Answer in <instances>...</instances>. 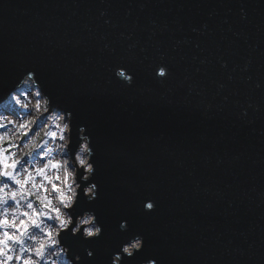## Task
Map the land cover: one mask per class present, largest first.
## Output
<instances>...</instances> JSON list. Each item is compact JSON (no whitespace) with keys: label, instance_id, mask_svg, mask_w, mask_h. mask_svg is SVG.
<instances>
[{"label":"water","instance_id":"obj_1","mask_svg":"<svg viewBox=\"0 0 264 264\" xmlns=\"http://www.w3.org/2000/svg\"><path fill=\"white\" fill-rule=\"evenodd\" d=\"M29 72L91 140L103 233L61 234L85 264L135 234L126 264H264V0H0V104Z\"/></svg>","mask_w":264,"mask_h":264},{"label":"clouds","instance_id":"obj_2","mask_svg":"<svg viewBox=\"0 0 264 264\" xmlns=\"http://www.w3.org/2000/svg\"><path fill=\"white\" fill-rule=\"evenodd\" d=\"M160 71L157 68V76ZM34 75L29 72L24 80ZM123 81L131 84V74H127ZM37 95L42 96L38 91ZM37 105L38 114L39 111L51 110L49 123L58 132L51 131L47 135L61 143L48 147V154L56 155L45 157L43 164L37 161L32 165L34 172L30 173L27 167L17 172L11 179L15 187L0 184V264H60V258L68 256L71 259L66 264H85V259L93 258V249L85 247L82 257L78 251L61 242V234L79 237L81 241H94L103 233L95 211L77 210L81 197L90 203L98 195V186L91 182L96 171L92 162L94 151L91 140L84 135L85 128L81 125L76 132L78 143L74 150L69 151L73 143L72 114L51 109L50 99L46 96H42ZM38 146L33 143L26 147ZM9 175H12L11 171ZM154 207L151 200L143 204L145 212L152 211ZM127 228L128 222L121 220L119 231L126 232ZM144 249L145 238L142 235L125 237L119 244L105 246V264H126L138 253H144ZM152 256V253L142 255L138 264H158Z\"/></svg>","mask_w":264,"mask_h":264},{"label":"rangeland","instance_id":"obj_3","mask_svg":"<svg viewBox=\"0 0 264 264\" xmlns=\"http://www.w3.org/2000/svg\"><path fill=\"white\" fill-rule=\"evenodd\" d=\"M37 91L41 93L28 81V84L25 83L22 89L0 106V152L3 153L5 163L11 164L13 160L18 162L15 168L9 169L14 175L25 167L30 173L34 172L32 165L37 161L43 164L46 162L45 157L52 158L56 155L55 153L49 155L46 151L48 147L61 143L47 135L48 132L58 130L49 123L51 112L39 111L38 114L37 101H42V96L37 95ZM33 143L39 146L31 149L26 147ZM0 170H3L2 164ZM4 183L15 187L7 177L0 176V184ZM67 260L68 258H60V264H66Z\"/></svg>","mask_w":264,"mask_h":264},{"label":"snow or ice","instance_id":"obj_4","mask_svg":"<svg viewBox=\"0 0 264 264\" xmlns=\"http://www.w3.org/2000/svg\"><path fill=\"white\" fill-rule=\"evenodd\" d=\"M157 68H160L161 71L159 73V76L158 77H161V78H164L167 76L168 74V69L166 66H163V65H160V66H157ZM157 68L155 69V74L157 75ZM116 76H118L119 78H121L122 80L126 79L127 78V74H126V71H120L118 73H115ZM18 162L13 160L11 164H7L4 162V157H3V153L0 152V164L3 165V170H0V176H4V177H7L8 179H12L14 177V174L12 173V175L10 176L9 175V169H13L16 167V164Z\"/></svg>","mask_w":264,"mask_h":264},{"label":"bare ground","instance_id":"obj_5","mask_svg":"<svg viewBox=\"0 0 264 264\" xmlns=\"http://www.w3.org/2000/svg\"><path fill=\"white\" fill-rule=\"evenodd\" d=\"M118 69L119 68H117L116 70H114V75H115V73H118L117 71H118ZM116 76V75H115ZM118 78V77H117ZM31 84H32V82L30 81V80H28ZM28 81H26V83L28 84ZM23 86H25V83H23V85H22V87ZM39 88V87H38ZM40 89V88H39ZM40 91H41V89H40ZM43 93V92H42Z\"/></svg>","mask_w":264,"mask_h":264}]
</instances>
